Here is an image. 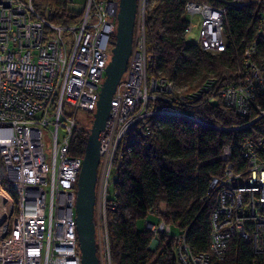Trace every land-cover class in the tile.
<instances>
[{"label": "built area", "instance_id": "obj_1", "mask_svg": "<svg viewBox=\"0 0 264 264\" xmlns=\"http://www.w3.org/2000/svg\"><path fill=\"white\" fill-rule=\"evenodd\" d=\"M70 4L75 0H69ZM186 0L184 10L191 31V16L200 18L197 45L206 52L225 51L233 45L227 25L228 9L258 5L255 29L246 44L233 48L236 77L218 89L226 107L249 126L264 120V62L254 58L264 34V0ZM148 0H137L132 50L111 99L101 132L94 210L97 256L111 264L106 206L108 188L123 160L122 139L128 130L143 129L145 121L160 114L192 118L183 111L214 88L184 92L170 78L148 74L146 15ZM119 0H84L73 23H53L49 12H39L32 0H0V155L8 174L9 192L0 176V264H81L76 234L75 199L82 155L71 153L77 112H93L105 66L115 38ZM214 96H207L212 101ZM163 102L167 107L159 108ZM43 129L50 131L48 159ZM245 168L233 169L231 148L222 149L226 167L212 177L215 203L210 214V253H195L186 233L176 236L175 256L180 264H210L223 259L229 239L249 242L264 253V136L244 138ZM163 212V208H160ZM153 235L168 233L162 220L149 223Z\"/></svg>", "mask_w": 264, "mask_h": 264}, {"label": "trees", "instance_id": "obj_2", "mask_svg": "<svg viewBox=\"0 0 264 264\" xmlns=\"http://www.w3.org/2000/svg\"><path fill=\"white\" fill-rule=\"evenodd\" d=\"M218 4L214 0H206ZM186 0H148L146 15L147 73L171 78L176 87L188 93L213 81L214 88L181 109L192 118L160 114L145 121L143 129L133 128L122 139L123 160L117 164V176L109 185L106 224L111 264H180L176 236L186 233L195 253H210V214L215 191H210L212 177L222 176L226 167L222 149L230 146L233 169L245 168L241 144L244 138L264 136V120L243 126L254 117L238 116L217 96L219 88L236 77L234 47L246 44L255 29L257 5L228 9L227 25L233 45L225 51L206 52L196 41H188L185 28L189 20ZM39 12H49L54 23H73L80 15L69 8V0H32ZM254 58L264 62V34ZM241 62V61H240ZM214 96L212 101L207 96ZM264 104V96L262 97ZM158 107H167L160 101ZM92 114V112H90ZM89 130L73 131L71 153L82 155ZM2 185L11 193L8 174L0 155ZM165 204L163 212L160 204ZM158 211L159 213H155ZM155 214L157 221L170 225L168 233L153 235L139 230L135 221ZM177 233L172 234V227ZM153 244V246H152ZM210 264H264V253H255L249 242L229 239L223 259L212 256Z\"/></svg>", "mask_w": 264, "mask_h": 264}, {"label": "water", "instance_id": "obj_3", "mask_svg": "<svg viewBox=\"0 0 264 264\" xmlns=\"http://www.w3.org/2000/svg\"><path fill=\"white\" fill-rule=\"evenodd\" d=\"M136 6L137 0H119V12L114 32L115 38L110 50V60L105 66V75L99 89L96 107L92 112L93 120L87 135L83 161L76 180L75 227L81 264H100L96 249L94 221L97 167L100 162V134L109 116L108 111L111 107L112 96L127 67L126 64L132 50Z\"/></svg>", "mask_w": 264, "mask_h": 264}, {"label": "rangeland", "instance_id": "obj_4", "mask_svg": "<svg viewBox=\"0 0 264 264\" xmlns=\"http://www.w3.org/2000/svg\"><path fill=\"white\" fill-rule=\"evenodd\" d=\"M84 5V0H75V3H72L69 5V8L74 11V12H79ZM191 31L187 34V40L188 41H197L200 33V18L198 15H192L191 16ZM110 56V55H109ZM77 117H76V127L77 130H82V129H87L91 127V123L93 120V113H88L87 111L81 110L77 112ZM43 142H44V147L45 153L47 158L49 159L51 154H52V142L53 138L51 137L50 131L47 129H43ZM155 213H159L158 211H155ZM157 221V216L153 214H148L145 218L138 219L135 221L136 227L139 230H143L144 228L148 227L147 222L149 223H154ZM172 234L177 233V227H172ZM153 246V244H152Z\"/></svg>", "mask_w": 264, "mask_h": 264}, {"label": "crops", "instance_id": "obj_5", "mask_svg": "<svg viewBox=\"0 0 264 264\" xmlns=\"http://www.w3.org/2000/svg\"><path fill=\"white\" fill-rule=\"evenodd\" d=\"M159 207L164 209L165 204L161 203Z\"/></svg>", "mask_w": 264, "mask_h": 264}]
</instances>
